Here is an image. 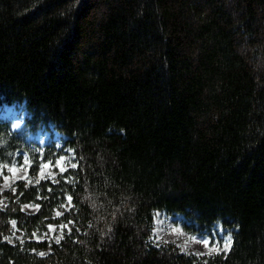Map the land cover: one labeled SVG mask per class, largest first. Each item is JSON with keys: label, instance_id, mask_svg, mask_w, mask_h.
Returning a JSON list of instances; mask_svg holds the SVG:
<instances>
[{"label": "trees", "instance_id": "obj_1", "mask_svg": "<svg viewBox=\"0 0 264 264\" xmlns=\"http://www.w3.org/2000/svg\"><path fill=\"white\" fill-rule=\"evenodd\" d=\"M17 104L66 141L0 121V163L26 156L32 179L0 191V264H264V0H0V108ZM65 149L76 166L39 179ZM159 212L220 225L228 252L157 244Z\"/></svg>", "mask_w": 264, "mask_h": 264}, {"label": "rangeland", "instance_id": "obj_2", "mask_svg": "<svg viewBox=\"0 0 264 264\" xmlns=\"http://www.w3.org/2000/svg\"><path fill=\"white\" fill-rule=\"evenodd\" d=\"M26 118L27 110L22 104L4 105L0 108V121L10 122L13 130L24 133L29 142L38 144L42 147L55 144L56 147L63 148L66 141L65 135L52 127L42 128L36 133H27ZM13 165H16L18 168L15 172L8 170L7 166L9 165L0 163V168L3 169V172L0 173V191L10 189L20 180H32L29 178V161L26 156L23 164L15 163ZM75 166L76 162L73 150L65 149L64 154L58 158L56 163L47 162L43 164L39 173V179L52 178L59 172H66ZM71 205V201L68 200L62 209L57 210L56 218H60L66 210L70 209ZM23 208L27 213H34L37 211L38 206L25 204ZM184 221L185 219L181 215L169 216L165 212H159L156 216L153 240L157 244L173 242L184 252L193 253L198 256L228 252L231 243L228 249H225L223 245L227 242L228 238L231 237V234L220 225L216 226L212 236L193 235L183 228ZM49 226L46 233L35 237L36 241H48L49 243L58 242L63 236L64 229L68 228V225L60 220L51 222ZM16 239H22V233L17 226H15L14 232L8 240L14 243ZM205 240L209 243H204ZM50 251L51 248L38 250L41 255H47Z\"/></svg>", "mask_w": 264, "mask_h": 264}, {"label": "snow or ice", "instance_id": "obj_3", "mask_svg": "<svg viewBox=\"0 0 264 264\" xmlns=\"http://www.w3.org/2000/svg\"><path fill=\"white\" fill-rule=\"evenodd\" d=\"M7 168H8L9 171H12V172H15V171L18 170V168H17L16 165H9V166H7ZM2 172H3V169L0 168V173H2ZM68 200L71 201V196H68ZM49 227H51V226H49ZM69 231H71V230L69 229ZM204 243L207 244V243H209V242H208L207 240H205ZM230 243H231V237L228 238L227 242L224 243L223 247H224L225 249H228Z\"/></svg>", "mask_w": 264, "mask_h": 264}]
</instances>
